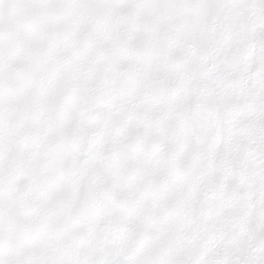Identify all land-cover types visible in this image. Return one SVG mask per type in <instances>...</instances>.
Returning <instances> with one entry per match:
<instances>
[{
  "label": "snow or ice",
  "instance_id": "6c2138e0",
  "mask_svg": "<svg viewBox=\"0 0 264 264\" xmlns=\"http://www.w3.org/2000/svg\"><path fill=\"white\" fill-rule=\"evenodd\" d=\"M0 264H264V0H0Z\"/></svg>",
  "mask_w": 264,
  "mask_h": 264
}]
</instances>
